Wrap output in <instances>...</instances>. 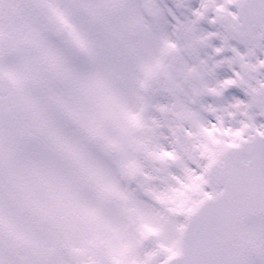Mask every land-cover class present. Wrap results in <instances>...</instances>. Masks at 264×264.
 <instances>
[{
  "label": "snow or ice",
  "instance_id": "6c2138e0",
  "mask_svg": "<svg viewBox=\"0 0 264 264\" xmlns=\"http://www.w3.org/2000/svg\"><path fill=\"white\" fill-rule=\"evenodd\" d=\"M0 264H264V0H0Z\"/></svg>",
  "mask_w": 264,
  "mask_h": 264
}]
</instances>
